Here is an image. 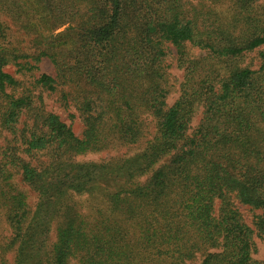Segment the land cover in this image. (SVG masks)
<instances>
[{
    "label": "trees",
    "instance_id": "obj_1",
    "mask_svg": "<svg viewBox=\"0 0 264 264\" xmlns=\"http://www.w3.org/2000/svg\"><path fill=\"white\" fill-rule=\"evenodd\" d=\"M263 47L264 0H0V264H264Z\"/></svg>",
    "mask_w": 264,
    "mask_h": 264
},
{
    "label": "rangeland",
    "instance_id": "obj_2",
    "mask_svg": "<svg viewBox=\"0 0 264 264\" xmlns=\"http://www.w3.org/2000/svg\"><path fill=\"white\" fill-rule=\"evenodd\" d=\"M4 14L5 13L2 12L1 15H3L4 18H6ZM8 19L10 21V25H11V29H12L11 36H12V39L15 41V44L28 53H31V54L36 53L37 54L39 52V50H38V47H36L33 44L32 39L29 38L27 36V34H24L23 29L21 28V26L18 23H15L9 17H8ZM65 27L66 26H63V27L59 28L57 31H61ZM172 49L174 51V48H172ZM263 50H264V47H263ZM257 55H258L257 52H252L250 54V56L248 58H246L245 63L255 64V66H257V64L260 62L259 56H257ZM38 66H39L40 72H47L51 75L55 74V68H54L53 62L46 56L41 57L40 61L38 62ZM13 68H15V67L12 66V69ZM169 72H171L170 82L172 84L176 85V88H177L180 80L183 78V71L181 69H177L172 63L171 67L169 68ZM176 88L174 87L172 89L171 94L169 95V102L170 103L174 102L178 96L179 92L177 91ZM49 104H50V106H54V109L62 115V118L64 120H66L67 122H69L71 120L69 115H68L69 113L65 109L60 108L56 102L50 101ZM200 117H201V111L196 116L194 123H197L199 121ZM74 127H75V131L80 134V132L82 130V126H81V123H80L78 118L74 120ZM98 156L99 155H88L87 157L91 159V158H96ZM247 217H248V213H247ZM4 226L5 225H2V224L0 225V232L3 231ZM258 247H259V251L256 254V257L258 259L264 260V242H262L261 240H258Z\"/></svg>",
    "mask_w": 264,
    "mask_h": 264
}]
</instances>
